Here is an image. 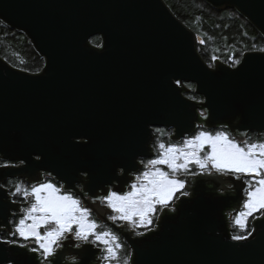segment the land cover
Listing matches in <instances>:
<instances>
[{
    "label": "water",
    "instance_id": "obj_1",
    "mask_svg": "<svg viewBox=\"0 0 264 264\" xmlns=\"http://www.w3.org/2000/svg\"><path fill=\"white\" fill-rule=\"evenodd\" d=\"M206 1L235 8L264 36V0ZM0 20L23 32L45 61L30 72L0 55V160L21 162L0 165V264L43 260L30 251L33 244L1 237L13 233L19 209L6 179L34 182L46 170L66 189L97 198L110 184L126 191L130 172L142 167L138 158L154 154V126L173 127L177 140L201 125L225 127L239 140L264 132V51H247L239 65L207 63L201 37L165 0H0ZM95 35L99 47L91 42ZM186 82L202 100L186 95ZM81 170L89 172L83 190L75 185ZM180 179L188 195L164 208L157 230L140 234L113 224L132 249L130 263L264 264V210L246 240L230 234V215L247 199L246 178L212 170ZM86 202L109 222L110 208ZM76 243L63 241L46 264H85V247L87 264H103L100 246Z\"/></svg>",
    "mask_w": 264,
    "mask_h": 264
},
{
    "label": "snow or ice",
    "instance_id": "obj_2",
    "mask_svg": "<svg viewBox=\"0 0 264 264\" xmlns=\"http://www.w3.org/2000/svg\"><path fill=\"white\" fill-rule=\"evenodd\" d=\"M240 63L239 59L234 61L235 65ZM176 84L180 85L181 81L177 80ZM155 131L161 137H170L162 128ZM154 151L155 158L141 161L143 170L129 185L130 191L123 194L110 189L106 191L102 199L117 214L109 216V219H119L133 226L151 225V217L158 205L167 207L177 193L188 195L183 191L186 181L178 178V174L196 175L191 171L192 165L201 173L214 169L218 173L234 174L237 179L241 176L246 178L248 188L247 199L242 206L244 210L235 217V223L242 229L247 226V217L264 210V140H237L231 138L227 131L198 130L191 136H185L182 142L165 143L157 139ZM69 189L70 184L68 189H64L63 185L58 187L50 180L38 181L30 187L17 184L11 195H22L28 206L21 209L23 216L15 222L12 235H18L23 240H34L36 246L30 248V251L39 252L46 261L57 254L63 241L68 240L78 241L76 248L103 244V251L106 253L104 259H118L117 250L122 247L117 242L118 237L112 231L104 230L94 218H90L92 209L84 206L82 200ZM98 228L101 230L97 231ZM232 239L241 241L246 240L247 236L234 235ZM5 243L17 244V241ZM19 246L27 247L23 244ZM87 251L85 247L80 254L85 264L87 257L84 253Z\"/></svg>",
    "mask_w": 264,
    "mask_h": 264
},
{
    "label": "trees",
    "instance_id": "obj_3",
    "mask_svg": "<svg viewBox=\"0 0 264 264\" xmlns=\"http://www.w3.org/2000/svg\"><path fill=\"white\" fill-rule=\"evenodd\" d=\"M165 1L172 11L201 37L198 42V50L203 59L209 64L214 62L213 57L231 64L230 62L233 57L242 58L247 51L264 49V36L262 33L235 8L228 7L219 10L206 0ZM91 42L100 45L101 37L95 35L91 38ZM0 55L12 65L30 72H39L45 63L44 58L34 49L30 40L23 32L12 29L1 20ZM186 85L191 89L186 95L193 99L202 98L201 95L195 92L194 83L186 82ZM199 129L207 130L204 127H200ZM256 134V131H250L248 140H264V136L257 139ZM168 142L173 141L166 139L165 143ZM191 171L195 173L200 172L195 165L191 166ZM153 217L155 218L156 214ZM251 220L252 216L249 217L246 228L242 229L235 223L234 219L232 221V234L244 235L248 233L252 227L253 221L251 222ZM150 226H140V230H145ZM115 235L118 237L117 242L122 245L117 250L118 259L106 260L105 264H125V261H127V264H130L128 258L132 255L131 247L118 233ZM2 238L8 239L9 237L3 234ZM12 240L25 241L16 238ZM100 245L105 247L103 244Z\"/></svg>",
    "mask_w": 264,
    "mask_h": 264
},
{
    "label": "flooded vegetation",
    "instance_id": "obj_4",
    "mask_svg": "<svg viewBox=\"0 0 264 264\" xmlns=\"http://www.w3.org/2000/svg\"><path fill=\"white\" fill-rule=\"evenodd\" d=\"M202 99H203V97L200 98V99H198V101H199V100H202ZM196 100H197V99H196ZM202 111L205 112V110H201V113H203ZM200 127H203V126L201 125V126H199V128H200ZM157 128H162V129H164V131H166V133H169V134H170V137H169V135H165V136L160 137L159 134L156 133V131H155ZM199 128H197L196 130H198ZM219 128H223V129H224L225 131H227V132H228L233 138H236L237 140H239V139L237 138V135L234 134V133H232L231 131H229L227 128H225V127H219ZM205 129H206V128H205ZM215 129H218V128H215ZM215 129H207V130H210V131H211V130H215ZM196 130H195V131H196ZM195 131H194L193 133L187 134L186 136H191V135H193V134L195 133ZM256 133H257L256 136L258 137L257 139H260L262 136H264V132H258V131H256ZM173 134H174V128H173V127L154 126V127H153V135H154V137H153L152 142H151V146H152L151 151H152L154 154H153V155H150V156L146 155V156H141V157H139V158H138L139 163L141 164V161H142V160L146 162V161H147L148 159H150V158H155V156H156V152L154 151V147H155V142L157 141V139L163 140L164 142H165L166 139H168V140H170V141H173V142H182L183 138L185 137V136H184L183 138L177 140V139H173V138H172V135H173ZM244 135H245V136H244V140H248L249 137H250V131L247 132V133L244 134ZM255 138H256V137H255ZM82 141H85V139L82 140ZM35 157H36V159H37V158H38V159L40 158V156H38V155H36ZM20 163H21V162H10V161H7V160H0V165H1V166L17 165V164H20ZM93 167H95L93 171L96 172V171H97L96 166L93 165ZM165 169H166V167H165ZM142 170H143V165H142V167L138 168L137 170L130 172V176H131L132 178H131L130 182L127 184V186H126V191H125V192L130 191V187H129V185L133 182L134 177H135L140 171H142ZM119 174H120V175L123 174L122 169L119 170ZM189 174H190V173H189ZM189 174H183V173L180 174V173H179V174H178V178H180L182 175H189ZM77 178H78L79 180H78V181H75V185H76L80 190H83V186H84L83 183H84L85 181L89 180V172H87V171H85V170H81L80 173H79V175L77 176ZM47 180H50V181H52L53 183H56L58 187H59L60 185H63L64 189H66V188H65V184H64L63 181L58 180L57 177H56L52 172H50V171H46V170H41V178H40L39 180H37V181H34V182H28L25 178H8V179H6V180L3 182V185H4L6 188H8V190H9V194H10L11 198H12L14 201H16V202L19 203V209L16 210V211H14V214H13V216L11 217V223H12V226H13V232H14V229H15V222H16V220H17L19 217H22V216H23V212L21 211V209H23V208H25V207L28 206L27 201L25 200V198H24L22 195H16V196L11 195L12 192H15V186H16L17 184H20L22 187H30L31 185L36 184L38 181H47ZM109 189L112 190V191H115V189H114V185H113V184H110V185H109ZM69 190L72 192V194H74L75 196H77L78 198H80V199L82 200L83 205L86 206V207H88V206H87L88 202H86L87 199L91 201L90 203H93V202H96V201L100 200L101 203H102V205L108 207L107 204H106V203L103 201V199H102L106 193L97 196V198H98V197L101 198V199H97L96 197H92V196H90V195L87 194V193H85L84 195H82V194H78L75 190H71V189H69ZM62 191H63V190H62ZM99 191H101V190H99ZM125 192H119V193H120V194H123V193H125ZM245 201H246V200H245ZM245 201H244V202H245ZM89 208H90V207H89ZM108 208H109V207H108ZM90 209H91V208H90ZM241 210H243V208H242ZM262 213H263V210H262ZM257 214H260V212H259V213L257 212ZM113 215H117V214L113 213L112 210H110V212L107 214V217H109V216H113ZM90 218H94V219L96 220V222H97L98 224L102 225L103 228H104L105 230H110V231H112L114 234L118 233L121 237H122V235L119 233L118 229H117L113 224H116V225H119V226L126 225V226H130V228H132V229L138 230V229L135 228V226L130 225V224H128L127 222L120 221L119 219H116L115 221H113L112 219H109V218H108L110 223L107 222V221H101V220L98 218V216L96 215V213H95L93 210H92V213H91V217H90ZM100 230H101L100 228L97 229V231H100ZM139 230H140V229H139ZM3 234H4L5 236H8V237H9L7 240H12V239H15V238H16V239H22V238H20L18 235H12V234H8V233H6V232H2V233H1V237L3 236ZM10 238H12V239H10ZM122 238H123V237H122ZM4 239H6V238H4ZM123 239H124V238H123ZM22 240H23V239H22ZM16 241H17L18 243H25V242H20V241H18V240H16ZM70 241H74V240H70ZM26 243H31V244H33V247L36 246L35 241H30V242H26ZM26 243H25V244H26ZM99 246L102 248V250L104 249V247H103L102 245H99ZM100 256H101L102 259H103V264H105V262H106V259H104L105 252L102 251V253H101Z\"/></svg>",
    "mask_w": 264,
    "mask_h": 264
},
{
    "label": "rangeland",
    "instance_id": "obj_5",
    "mask_svg": "<svg viewBox=\"0 0 264 264\" xmlns=\"http://www.w3.org/2000/svg\"><path fill=\"white\" fill-rule=\"evenodd\" d=\"M216 59H218V58H216ZM236 59H241V57L240 58H236V57H233L232 59H231V65H235L234 64V61L236 60ZM214 61H215V59H214ZM198 100V99H197ZM203 113H205L204 111H202ZM198 130H204V129H198ZM198 130H196L195 131V133L198 131ZM218 130H223V131H225L223 128H218V129H215V130H211V132H215V131H218ZM207 131H210V130H207ZM230 135V134H229ZM230 137L231 138H233L231 135H230ZM236 139V138H235ZM205 150L207 151L208 149H207V147L205 148ZM165 170H167V169H165ZM212 170H214V169H211V170H205V171H208V172H211ZM201 172V171H200ZM204 172V171H203ZM181 174V173H180ZM183 191H186V189H184ZM187 192V191H186ZM181 195V193H177L176 194V196L173 198V200L168 204V206L167 207H173V204H174V202L175 201H177L178 200V198H179V196ZM164 208L165 207H161V206H157V213L155 212L153 215H152V221H153V223L151 224V225H154L156 222H157V220L159 219V217H160V214L163 212V210H164ZM244 210V209H243ZM242 210H239V211H237V212H235V213H232L231 215H230V218H231V220L232 221H234V219H235V217L241 212ZM259 213V212H258ZM156 214V217L154 218L153 216ZM259 215H262V210L260 211V214H257V212L256 213H254V215L252 216V220H251V222L253 221V219H255V217L256 216H259ZM249 217H251V216H249ZM249 217H247V221H248V219H249ZM29 223H30V221H28ZM247 223V222H246ZM231 224H233V223H231ZM135 228L136 229H140V226H135ZM4 239V238H3ZM30 241H34V240H32V239H30V240H25L24 242L26 243V242H30ZM128 261H130V258H128ZM131 264V263H130Z\"/></svg>",
    "mask_w": 264,
    "mask_h": 264
},
{
    "label": "built area",
    "instance_id": "obj_6",
    "mask_svg": "<svg viewBox=\"0 0 264 264\" xmlns=\"http://www.w3.org/2000/svg\"><path fill=\"white\" fill-rule=\"evenodd\" d=\"M176 202V201H175ZM174 202V203H175ZM173 208H174V204H173ZM232 220H231V218H230V223H229V227H230V234H231V236L233 237L234 235L232 234V231H231V229H232ZM159 228V219L157 220V222L154 224V225H151L150 227H148L147 229H145V230H137L138 231V233H140V234H144V233H148V232H150L151 230H157ZM254 231H255V226L253 225V223H252V227H251V230L249 231V232H251V234L252 233H254ZM248 232V233H249ZM248 233H246V234H244L243 236H247V238L250 236V235H248ZM11 241V240H10ZM39 253V252H38ZM40 254V253H39ZM130 261H131V257H130ZM41 263L42 264H46V261L43 259L42 261H41Z\"/></svg>",
    "mask_w": 264,
    "mask_h": 264
}]
</instances>
